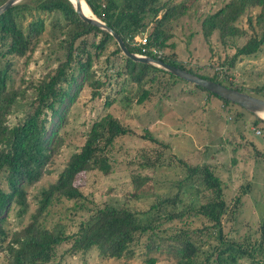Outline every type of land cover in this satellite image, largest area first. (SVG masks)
Wrapping results in <instances>:
<instances>
[{"label": "rangeland", "instance_id": "obj_1", "mask_svg": "<svg viewBox=\"0 0 264 264\" xmlns=\"http://www.w3.org/2000/svg\"><path fill=\"white\" fill-rule=\"evenodd\" d=\"M225 1L159 0L165 5L175 2L185 5L183 13L164 22L168 33L166 43L171 46L160 47L159 54H173L177 60L200 73H217L224 77V84L231 82L248 94L264 98V43L253 54L238 56L233 65H226L236 46L250 34H259L261 27L254 21L258 7H247L236 19V25L242 29L240 35L219 38L216 30L209 36L202 34L203 17ZM37 14L44 18L45 25L33 50L22 56L7 53L0 56L1 64L4 58L10 61L8 86L26 89L24 97L17 98L7 115L9 124L24 114L27 101L33 95V85L63 57L64 21L55 11ZM248 15L252 17L251 22L247 20ZM30 16L25 14L23 25ZM139 35L143 36L145 32ZM98 37V34L86 33L80 39L92 53L91 77L102 81L99 93L91 96L89 81H80L73 65L68 73L76 74L77 78L68 85L66 81L61 82L66 92L57 104L58 112L50 116V125L58 127V145L46 171L25 186V210L18 213L19 206L12 203L4 213L6 238L2 245L14 230L27 223L35 211L40 190L54 180L70 152L83 142L90 123L105 113H111L132 129L131 133L114 138L109 149L111 171L103 174L94 169L77 173L74 183L81 189L83 197L78 200L52 199L40 218L44 225L50 227L57 223L65 233H71L89 209L105 203H125L136 211L140 222L147 221L155 213L161 216L188 204L197 205L205 200L209 191L203 188L197 176L185 177V165L207 163L220 178L226 203V210L221 215L223 237L244 243L258 238V227L264 215V124L258 120L259 116L166 72L155 71L154 81L141 86L130 80L125 72H120L123 54L120 50L110 52L115 47L114 39L101 51L89 45ZM142 87H147L149 94L138 102ZM255 129H259V133ZM145 132L156 140L146 138ZM146 161H152V164H140ZM136 175L145 178L137 184L132 181ZM0 181L3 185L1 174ZM174 193H178L174 202L165 201L149 209L151 203ZM153 223L160 240L164 239L159 247H146L148 231L137 234L130 244V252L118 258L102 255L96 247L66 252L68 244L62 242L43 264H149L148 257H153V264H176V249L170 243L180 228L188 231L200 248L201 256L218 243L209 221L197 214L171 220L161 216ZM5 262L6 252L1 249L0 264ZM235 264L248 262L240 258Z\"/></svg>", "mask_w": 264, "mask_h": 264}, {"label": "trees", "instance_id": "obj_2", "mask_svg": "<svg viewBox=\"0 0 264 264\" xmlns=\"http://www.w3.org/2000/svg\"><path fill=\"white\" fill-rule=\"evenodd\" d=\"M85 1L91 11L122 38L128 50L141 52V44L132 43V39L134 35L145 32V42L142 44L145 47L144 54L223 83L224 77H219L217 73L210 75L200 73L177 60L173 54L157 55L153 52L152 48L171 46V43H166L168 33L163 25L167 19L184 12L183 3L165 5L159 0ZM250 6L258 7L254 21L261 30L259 34H250L242 44L235 47L226 62L227 66L233 65L238 56L253 54L264 43V0H226L201 20V31L204 36H209L213 30L217 31L219 38L227 35L237 36L242 34V29L235 21ZM52 11L57 12L64 21L63 57L33 85V95L27 101L24 114L12 124L7 122V115L17 98L24 97L26 89L8 86L10 61L4 58V62L0 63V174L3 178V185L0 181V250L4 249L6 252L5 264H43L55 254V247L62 242L68 244L65 247L66 252L96 247L102 255L118 258L130 252V244L136 239V235L145 231L149 232L146 247H159L164 239L160 240L155 231L154 219L161 216L168 220L178 219L186 214L205 217L209 221V226L214 229L218 243L201 256L200 248L194 239L187 230L180 228L172 238L173 243H170L176 249V264H235L240 258L246 259L248 264H264V215L258 227V238L244 243L223 237L221 215L226 210V203L222 196L220 178L207 163L185 165V177L197 176L203 188L209 191L205 200L197 205L188 204L183 209L167 211L161 216L155 213L147 221L140 222L136 211L125 203L121 205L105 203L89 209L88 214L79 221L77 229L71 233H65L62 226L57 223L50 227L44 225L40 218L52 199L65 197L78 200L83 197L81 189L74 183L77 173L94 169L103 174L111 171L109 149L114 138L132 132V129L111 113H105L90 123L83 142L76 150L70 152L54 180L40 190L35 211L31 213L30 219L24 226L14 230L10 239L2 245L6 238V230L3 227L4 213L12 203L19 206L18 213L25 210V186L35 182L46 171V165L58 145L56 135L58 127L55 124L50 125V116L58 112L57 104L66 92L62 89L61 82L66 81L68 85L77 78L76 74L68 73L72 71L73 65L80 81L84 79L89 81L88 84L92 87L91 96L99 93L98 87L102 81L91 77L92 53L80 38L86 33L98 34L97 41L89 42L97 51H101L113 39L108 31L82 20L70 0H19L0 13V56L4 57L6 53L22 56L32 51L45 25L44 18L37 13ZM26 13L31 16L23 25L22 20ZM251 18L250 15L247 16L248 22H251ZM77 39L80 40L74 45ZM119 50L115 42V47L110 52L116 53ZM122 58L120 72H125L130 80L141 86L154 81L155 71L166 72L169 76L183 79L151 63L132 60L124 55ZM194 85L206 90L198 84ZM225 85L241 90L231 82ZM206 92L224 102L242 107L216 93L208 90ZM148 94V88L142 87L137 101H142ZM257 118L264 124L263 118ZM253 123H256V120H253ZM143 135L153 141L156 140L147 132ZM140 164L149 165L152 161ZM144 178L136 175L132 177V181L138 184ZM177 196L178 193H174L163 197L151 203L149 209L165 201L172 203ZM146 260L149 264L154 262L153 257Z\"/></svg>", "mask_w": 264, "mask_h": 264}, {"label": "water", "instance_id": "obj_3", "mask_svg": "<svg viewBox=\"0 0 264 264\" xmlns=\"http://www.w3.org/2000/svg\"><path fill=\"white\" fill-rule=\"evenodd\" d=\"M18 0H4L2 3H0V13L6 9L7 7L13 5ZM72 6L75 10V12L78 14V16L91 24L97 25L98 27L108 31V33L111 34L113 39L115 40L118 48L120 49L121 53L131 58L132 60H137L141 62L151 63L153 65H156L178 77H181L189 82H192L194 84H198L202 87H204L206 90L211 91L213 93H216L217 95L227 98L230 101H234L241 105L244 109L254 112L258 115L259 112H264V98L254 96L251 94H248L242 90H238L233 87H229L223 83H220L218 81L201 77L197 74H194L190 71H187L183 68H180L176 65L167 63L159 58H154L150 55L146 54H138L136 52L130 51L125 46L122 38L107 24H105L101 19H99L92 11V15L85 14L82 9L80 8L79 1L76 0V2H73ZM259 116V115H258Z\"/></svg>", "mask_w": 264, "mask_h": 264}, {"label": "built area", "instance_id": "obj_4", "mask_svg": "<svg viewBox=\"0 0 264 264\" xmlns=\"http://www.w3.org/2000/svg\"><path fill=\"white\" fill-rule=\"evenodd\" d=\"M144 42H145V35L140 36L139 34H136V35L133 36L132 43H136V44L140 43V44H141V46H140V51H141V52H136V53H138V54H144L143 51L145 50V47L142 46V44H143ZM152 50H153V52H155L157 55H159V53H160V50H159V49L152 48ZM255 132H256V133H259V129H255Z\"/></svg>", "mask_w": 264, "mask_h": 264}, {"label": "bare ground", "instance_id": "obj_5", "mask_svg": "<svg viewBox=\"0 0 264 264\" xmlns=\"http://www.w3.org/2000/svg\"><path fill=\"white\" fill-rule=\"evenodd\" d=\"M72 1L76 2V0H72ZM78 1H79L80 8L82 9V11L87 15H92V12H91L89 6L87 5V3L85 2V0H78ZM258 115H259V117L263 118L264 112H259Z\"/></svg>", "mask_w": 264, "mask_h": 264}]
</instances>
